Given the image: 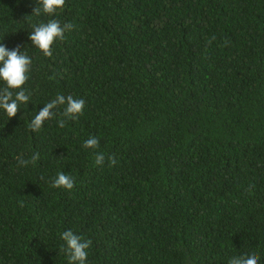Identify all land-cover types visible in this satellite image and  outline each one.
<instances>
[{
  "label": "trees",
  "instance_id": "trees-1",
  "mask_svg": "<svg viewBox=\"0 0 264 264\" xmlns=\"http://www.w3.org/2000/svg\"><path fill=\"white\" fill-rule=\"evenodd\" d=\"M36 6L0 0V42L33 60L31 103L0 112V264H67L68 229L88 264H264V0H66L51 57L28 39ZM58 93L84 114L33 132Z\"/></svg>",
  "mask_w": 264,
  "mask_h": 264
},
{
  "label": "clouds",
  "instance_id": "clouds-1",
  "mask_svg": "<svg viewBox=\"0 0 264 264\" xmlns=\"http://www.w3.org/2000/svg\"><path fill=\"white\" fill-rule=\"evenodd\" d=\"M37 6L33 9L32 15H47L50 19L47 22L41 21L32 26L28 39L31 45L41 51L45 56H52V47L57 41L65 38V33L71 31L72 24H62L60 20L54 17L61 11L66 0H36ZM31 16V15H30ZM33 60L26 51H21L20 46L9 49L0 42V112L6 114L11 119L21 110V105H29L31 94L24 88L29 79ZM13 92L15 94L13 95ZM86 102L83 98H77L73 95H64L58 93L54 99L48 101L42 108L36 110V114L31 117L28 127L33 132H39L47 120L57 115L62 108V116L65 119H77L84 114ZM59 126L64 127V120L59 121ZM99 139L96 136H90L83 143L85 149L95 151L99 147ZM39 159V154H34L30 160L20 159L19 163L27 166ZM105 156L102 152H96L95 164L102 165ZM109 163L115 165V158L109 157ZM75 180L72 175L66 172L57 173L51 182L53 188H63L72 190ZM60 239L63 241L61 248L67 253V264H88V258L91 252L92 241L78 235L71 229L60 233ZM260 255L255 249L234 255L228 260V264H259Z\"/></svg>",
  "mask_w": 264,
  "mask_h": 264
}]
</instances>
